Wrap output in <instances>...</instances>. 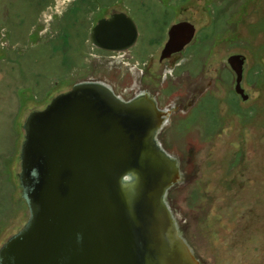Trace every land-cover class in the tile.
<instances>
[{"label":"rangeland","instance_id":"1","mask_svg":"<svg viewBox=\"0 0 264 264\" xmlns=\"http://www.w3.org/2000/svg\"><path fill=\"white\" fill-rule=\"evenodd\" d=\"M113 12L141 28L121 57L90 39ZM185 20L195 37L181 66L160 76L166 31ZM230 55L245 57L246 101L234 91ZM147 61L162 107L179 101L172 92L186 83L206 74L210 84L160 135L183 173L168 204L184 239L202 264H264V0H0V247L29 217L17 178L27 114L90 80L128 99L133 86L148 85Z\"/></svg>","mask_w":264,"mask_h":264},{"label":"water","instance_id":"2","mask_svg":"<svg viewBox=\"0 0 264 264\" xmlns=\"http://www.w3.org/2000/svg\"><path fill=\"white\" fill-rule=\"evenodd\" d=\"M195 33L189 22L172 24L161 60ZM137 38L133 20L113 12L90 39L120 52ZM226 63L246 101L245 57ZM163 115L148 95L124 102L96 82L76 83L29 112L17 174L29 217L0 247V264H202L166 200L181 173L156 140Z\"/></svg>","mask_w":264,"mask_h":264},{"label":"flooded vegetation","instance_id":"3","mask_svg":"<svg viewBox=\"0 0 264 264\" xmlns=\"http://www.w3.org/2000/svg\"><path fill=\"white\" fill-rule=\"evenodd\" d=\"M135 25H137V24L135 23ZM136 28H137V31H138V38H137V41L134 44V46L137 45V43L139 41V36H140L138 27L136 26ZM169 28L166 31V39L163 42V44H162V46H161V48H160V50L158 52V56H157V64H158V69L160 70V76H161V73L165 70V68H167V70H165V75H168V74H171V73L173 74L176 71V68L178 66H181L182 63H181V58L180 57L184 53L186 48L189 46L188 45L187 47H185L181 52L176 53V54H172L170 57L161 60V51H162V48H163V46H164V44H165V42L167 40V33H168ZM134 46H132L130 49H132ZM130 49L125 50V51H121V52H115V53H118L119 56L121 54L126 55V52H128ZM152 58H154V57H152ZM152 64L153 63L151 61H147L145 64H143V69L141 70V77L143 78V80L145 79L144 80L145 84L147 83V78H149V76L153 78V76H152L153 74H150V68H149L150 65L152 66ZM168 68H170V69H168ZM145 76H148V77H145ZM190 76H193L191 71L186 73V78H190ZM200 76H203V75H200ZM205 76H206V74H205ZM205 76L201 77V81H200L201 83H199L198 85L197 84L196 85H192L194 83H192L190 85L189 84L187 85V83H186V84H184V86H187V88H183V89L182 88H180V89L178 88V89L174 90L172 92V94H175V95L179 94L180 96L179 95L178 96L180 97V99H179V101L174 102L173 105H168L166 107L165 106L164 107L161 106L160 101H159V97H158L159 96L158 95L159 92H158V94L155 95L153 93L154 91L152 92L151 88L149 87L151 85H149L148 83H147L148 85L146 86V88H141V87L138 88L137 86H135V87L133 86L132 90L135 89V92L133 93L134 95L130 96V98L126 99L122 95H121V97L123 99H125V100H130V99L132 100V99L136 98V95H138L139 93H143L144 92V95H148L150 98H152L156 102V105H157L158 109L162 113H164L163 118L166 117L165 115H167V114L169 115V113H171L169 118H168V120L166 121V123L164 125H162L163 128H162V130L160 132L162 134V133L166 132L167 129L172 125V118L176 114H179V115L182 114V113L186 114V112L184 110H187V109H189L190 106H192L191 102L195 99V97L198 94H200V93L202 94V90L203 89L206 90L207 86H210V84H208V78H206ZM154 80H156V78H154ZM193 82H195V81H193ZM203 84H205V87H204ZM181 94L185 95V96L182 97Z\"/></svg>","mask_w":264,"mask_h":264},{"label":"bare ground","instance_id":"4","mask_svg":"<svg viewBox=\"0 0 264 264\" xmlns=\"http://www.w3.org/2000/svg\"><path fill=\"white\" fill-rule=\"evenodd\" d=\"M135 24V23H134ZM96 25V24H95ZM138 32V31H137ZM137 41V40H136ZM136 43V42H135ZM92 44V43H91ZM134 46V45H133ZM95 47V46H94ZM185 47H187V46H185ZM184 47V48H185ZM96 48V47H95ZM97 49H99V48H97ZM101 50V49H100ZM102 51H104V50H102ZM106 52H119V51H106ZM121 52V51H120ZM231 70V69H230ZM232 71V70H231ZM232 73H233V71H232ZM234 74V73H233ZM85 82H96V83H100V84H102V85H104L105 87H107V88H109L114 94H115V92H114V89H112V87H111V85L110 84H107V83H105V82H103V81H95V80H90V81H85ZM71 89V88H70ZM69 89V90H70ZM116 95V94H115ZM142 95H144V92L143 93H139L138 95H136V97H140V96H142ZM118 96V95H117ZM118 98L119 99H121L122 101H124V102H127V101H130V100H125V99H123L122 97H121V95H119L118 96ZM170 114L171 113H169V115L167 114V115H165L166 117H164V118H162V123H161V125H160V127L158 128V131H157V133H156V140H157V142H158V145L162 148V150L166 153V155L171 159V160H173L174 162H177V164H178V166H179V171H180V180L177 182V183H175L169 190H168V193H167V195H166V200H167V202H168V200H169V194H170V192L172 191V190H174L173 188H176L177 186H178V184H180V182L182 181V175H183V173H182V171H181V166H180V162L178 161V159L176 158V156L175 155H173L172 153H170V152H168L165 148H164V146L162 145V143H161V140H160V132H161V130H162V125H164L165 123H166V121L168 120V118H169V116H170ZM185 177V176H184ZM186 178V177H185ZM184 178V179H185ZM127 179L128 180H130V178L129 177H127ZM186 181V180H185ZM168 205H170V203L168 204ZM173 213V212H172ZM177 223V222H176ZM178 226V225H177ZM177 229V228H176ZM178 230H179V228H178ZM178 230H176V231H178ZM179 233H180V235H182V233H181V231L179 230ZM183 236V235H182ZM178 237H179V235H178ZM184 238V237H183ZM184 241V240H183ZM187 242V241H186ZM188 243V242H187Z\"/></svg>","mask_w":264,"mask_h":264},{"label":"crops","instance_id":"5","mask_svg":"<svg viewBox=\"0 0 264 264\" xmlns=\"http://www.w3.org/2000/svg\"><path fill=\"white\" fill-rule=\"evenodd\" d=\"M137 27H138V30H139V33H140L141 32V28H140V26L138 24H137Z\"/></svg>","mask_w":264,"mask_h":264}]
</instances>
